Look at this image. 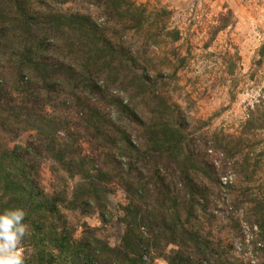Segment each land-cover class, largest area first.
Returning <instances> with one entry per match:
<instances>
[{
  "label": "rangeland",
  "instance_id": "rangeland-1",
  "mask_svg": "<svg viewBox=\"0 0 264 264\" xmlns=\"http://www.w3.org/2000/svg\"><path fill=\"white\" fill-rule=\"evenodd\" d=\"M13 207L26 264H264V0H0Z\"/></svg>",
  "mask_w": 264,
  "mask_h": 264
},
{
  "label": "clouds",
  "instance_id": "clouds-1",
  "mask_svg": "<svg viewBox=\"0 0 264 264\" xmlns=\"http://www.w3.org/2000/svg\"><path fill=\"white\" fill-rule=\"evenodd\" d=\"M27 212L22 207L0 212V264H26L21 242L30 234L25 222Z\"/></svg>",
  "mask_w": 264,
  "mask_h": 264
},
{
  "label": "trees",
  "instance_id": "trees-1",
  "mask_svg": "<svg viewBox=\"0 0 264 264\" xmlns=\"http://www.w3.org/2000/svg\"><path fill=\"white\" fill-rule=\"evenodd\" d=\"M68 253H70L71 254V256H73V262L74 263H77V261L80 259V257L82 256V254L81 253H84L83 252V249L81 250V251H79V254L77 253V252H68Z\"/></svg>",
  "mask_w": 264,
  "mask_h": 264
}]
</instances>
